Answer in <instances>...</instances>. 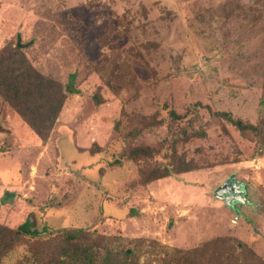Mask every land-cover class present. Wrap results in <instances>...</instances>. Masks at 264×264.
Returning a JSON list of instances; mask_svg holds the SVG:
<instances>
[{
    "label": "rangeland",
    "instance_id": "obj_1",
    "mask_svg": "<svg viewBox=\"0 0 264 264\" xmlns=\"http://www.w3.org/2000/svg\"><path fill=\"white\" fill-rule=\"evenodd\" d=\"M19 33L72 92L47 140L0 99V223L38 235L2 264L46 260L49 233L73 227L182 248L232 236L264 259V0H0V47ZM116 60L119 91L98 70Z\"/></svg>",
    "mask_w": 264,
    "mask_h": 264
},
{
    "label": "trees",
    "instance_id": "obj_2",
    "mask_svg": "<svg viewBox=\"0 0 264 264\" xmlns=\"http://www.w3.org/2000/svg\"><path fill=\"white\" fill-rule=\"evenodd\" d=\"M26 46L19 33L16 41L10 40L0 47V99L10 104L40 139L47 140L72 90L38 69L26 53ZM114 64L112 69L106 63L97 69L104 73L107 84L119 91L123 82L132 80V75L126 73L122 62L116 60ZM215 114L245 133H259L257 123L233 117L228 111ZM173 116L181 118L176 112ZM140 151L147 150H136ZM192 167L190 164L180 170H173L169 165L157 167L147 183L195 168ZM26 224L12 228L0 223V264L25 236H38L30 233ZM49 235L48 238L59 237L58 248L38 264H264V259L251 246L232 236L215 237L200 245L182 248L150 237L126 239L119 234L107 235L84 227L61 228Z\"/></svg>",
    "mask_w": 264,
    "mask_h": 264
}]
</instances>
